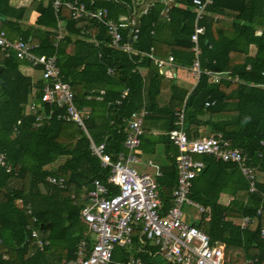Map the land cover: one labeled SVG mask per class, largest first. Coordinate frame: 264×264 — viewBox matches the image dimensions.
Masks as SVG:
<instances>
[{
    "label": "trees",
    "instance_id": "obj_1",
    "mask_svg": "<svg viewBox=\"0 0 264 264\" xmlns=\"http://www.w3.org/2000/svg\"><path fill=\"white\" fill-rule=\"evenodd\" d=\"M79 1L87 10L107 8L114 20L133 14L134 0ZM191 1L174 0L166 17L160 0H146L135 12L137 38L130 41L129 30L121 31V43H130L131 52L112 46L98 20L86 15L73 19L66 6L55 10L53 0L31 1L38 15L27 27L20 25L26 7L0 0V32L10 40L37 44L36 53H56L76 106L88 110L84 124L89 137L96 144L104 142L112 156L123 149L131 113L147 109L139 148L160 156L157 181L166 205L176 181L178 150L168 137L175 127L176 109L183 107L188 138L221 133L231 146L246 153L257 171L259 200L248 192V182L235 163L212 155H201L204 168L193 179L190 198L205 209L197 227L212 242L224 244L227 263L264 264V0H213L207 7L201 21L205 31L198 39L202 72L188 89L176 77L162 75L153 60L141 53L151 51L162 58L171 54L177 67L191 65L195 17ZM59 23L63 34L57 39ZM22 62L14 51L6 55L0 49V153L10 167L7 172L0 165V264H73L80 240L89 238L80 219L85 206L82 194L94 178L105 181L109 168L91 154L88 137L75 123L56 118L61 112L56 105L42 104L52 111V118L40 127L33 126L26 106L40 101L43 80L33 82L21 71ZM205 71L225 76L214 82ZM125 89L127 94L116 103ZM99 90L104 93L95 99ZM90 92L93 97L88 99ZM50 175L62 177L65 187L48 183ZM223 195L227 203L221 201ZM18 199L22 207L16 205ZM27 203L36 222L26 213ZM245 216L253 221L241 228L237 221ZM32 229L48 239L49 245L35 248ZM137 236L136 227L132 245L114 248L109 264L131 257L147 264H165L158 255L140 251ZM147 249L154 251L150 245Z\"/></svg>",
    "mask_w": 264,
    "mask_h": 264
},
{
    "label": "built area",
    "instance_id": "obj_2",
    "mask_svg": "<svg viewBox=\"0 0 264 264\" xmlns=\"http://www.w3.org/2000/svg\"><path fill=\"white\" fill-rule=\"evenodd\" d=\"M160 1L165 5L163 13L167 17L169 6L176 3L174 0ZM212 3L213 0L191 1V9L195 14L193 32L190 35L194 59L190 66L181 68L186 69L195 81L202 72L199 66L198 39L204 33L205 27L201 21L207 12V7ZM52 6L55 10L66 6L73 19L85 15L95 18L105 26L112 46L125 52L133 51L130 43H121V31L128 29L130 41L135 40L138 33L136 17L114 20L109 16L107 8L87 10L84 3L79 0H53ZM62 30L59 23L57 39L62 37ZM36 47L37 44L30 41L10 40L3 31L0 32V49L6 55L9 50L14 51L19 60L38 69L43 80L40 101L29 102L26 106V112L33 116V126L40 127L52 118V111L45 110L42 104L56 105L61 109L56 118L75 123L88 137L91 154L100 159L103 167L109 168L106 180L94 178L91 187L85 193L88 204L82 208L80 216L93 237L90 242L87 239L80 240L76 248L75 264L111 263L114 248H126L132 245L136 227L138 228L137 238L140 251L158 255L165 264H229L225 260L224 244L212 242L210 236L202 228L194 223L186 222L183 206H191L199 212L205 210L201 204L190 198L193 179L204 168L201 155H212L221 161L235 163L248 182V192L256 193L257 171L249 163L247 154L231 146L221 133L188 138L184 127L183 107L176 109L174 112L175 127L168 133L170 141L178 150L175 157L176 183L171 192L169 205H166L155 178L160 175V172L156 169L155 176H152L138 171L135 167V164L139 162L137 154L143 134L142 121L148 112L147 109L142 107L131 113L122 142L123 149L112 156L105 151L104 142L96 144L89 137L84 124L88 117V110L79 109L76 106L74 92L70 84L63 79L57 65L56 53L39 54L35 52ZM141 54L152 59L162 74L172 71L176 66L171 54L165 58L155 56L151 51ZM108 71L112 72L111 69ZM205 73L209 74L214 82H218L225 76L220 72L205 71ZM232 81H237V79L233 78ZM127 92V89L123 90L116 103H120ZM103 93V90H99L94 98L99 99ZM91 94L92 92L86 97L92 98ZM0 165L4 166L7 172L10 171V167L5 166L3 153H0ZM148 165L152 163L149 162ZM46 181L60 188L65 187L62 177L50 175L47 176ZM17 204L20 207L23 206L20 199L17 200ZM24 208L31 216L32 222H36L37 219L32 213L30 204H25ZM257 213L260 214L261 209H258ZM252 221V218L245 216L237 223L244 228ZM261 234L264 236V229L261 230ZM30 238L38 249H43L49 243L40 238L35 229L30 231ZM148 245L154 248L153 252L147 249ZM251 262V260L248 261V263ZM114 264L147 263L140 257H131L128 260H118Z\"/></svg>",
    "mask_w": 264,
    "mask_h": 264
},
{
    "label": "crops",
    "instance_id": "obj_3",
    "mask_svg": "<svg viewBox=\"0 0 264 264\" xmlns=\"http://www.w3.org/2000/svg\"><path fill=\"white\" fill-rule=\"evenodd\" d=\"M31 1L32 0H10V3H11V5H13V6H15V7H20V6H25L26 7V9H25V12H24V15H23V18H22V20L20 21V25L21 26H23V27H27V26H30V25H33L34 24V22H35V20H36V17H37V15H38V13L35 11V10H33V9H31V7H30V3H31ZM116 1V0H115ZM149 1H152V0H149ZM146 2V0H134V5H133V14L130 16V17H120L119 19H121V18H131L132 16L133 17H136L137 18V16H136V11H137V9H138V7H141L144 3ZM144 11V10H143ZM118 19V20H119ZM138 19V18H137ZM250 53L251 54H254L255 53V47L254 46H251L250 47ZM181 70V74H182V82L181 83H178V81H176L180 86H183V87H186V88H188V89H191L194 85H195V80L194 79H191L190 77H189V74H188V72H187V70L186 69H184V68H181V67H177V66H175L174 67V69L172 70V71H170V72H165L164 74H162V75H165V76H174V77H176V79H177V72L178 71H180ZM21 71L24 73V74H26V75H28V76H30L31 78H32V80H33V82H35V81H37V80H40V76L39 77H34V71H38L39 72V70L38 69H36V68H33V67H31L28 63H26L25 61H23L22 62V65H21ZM39 74H40V72H39ZM85 134V133H84ZM203 136H205V135H203ZM138 158H139V162L138 163H136L135 164V166H137L138 167V171H140V172H144V173H148V174H150V175H152V176H155V171H156V169L160 172V175L159 176H155V178H156V181H157V179L161 176V165H162V161L160 160V156H159V154H156V155H150V154H146V153H144V152H142V150L139 148V151H138ZM201 157V156H200ZM152 163V165H148V163ZM148 168H151L152 169V172L151 173H149V172H147V169ZM158 182V181H157ZM91 183H92V181H91ZM91 183H90V187H91ZM175 183H176V181H175ZM159 184V183H158ZM175 186V185H174ZM174 188V187H173ZM173 190V189H172ZM172 192V191H171ZM86 193V192H85ZM85 193H83L82 194V197L84 198V202H85V206L88 204V200H87V198L85 197ZM170 196H171V193H170ZM21 200V199H20ZM221 201H224L225 203H227V201H228V198L225 196V195H223L222 197H221ZM21 202H22V200H21ZM16 205L18 206V207H20V205L19 204H17V201H16ZM84 206V207H85ZM205 211V210H204ZM204 211L203 212H201V213H203L204 214ZM81 214V213H80ZM80 219H81V216H80ZM82 220V219H81ZM83 221V220H82ZM239 221V220H238ZM237 221V222H238ZM84 223V222H83ZM198 222H194V224L196 225ZM86 226H87V224L86 223H84ZM38 232V231H37ZM38 235H39V233H38ZM87 237H89V238H83V239H87L89 242L91 241V238L93 237V234L90 232V230H89V228H88V226H87ZM40 237V236H39ZM40 238H42V239H45V240H47L48 242H49V240L48 239H46V238H43V237H40ZM33 244V243H32ZM48 245H49V243H48ZM34 246V245H33ZM47 246V245H46ZM45 246V247H46ZM35 247V246H34ZM35 248H37V247H35ZM38 249V248H37ZM39 250H42V249H39ZM75 263H76V260H75ZM75 263H73V264H75ZM67 264H72V263H67Z\"/></svg>",
    "mask_w": 264,
    "mask_h": 264
},
{
    "label": "rangeland",
    "instance_id": "obj_4",
    "mask_svg": "<svg viewBox=\"0 0 264 264\" xmlns=\"http://www.w3.org/2000/svg\"><path fill=\"white\" fill-rule=\"evenodd\" d=\"M33 74H34V77H39L40 76V74H39L38 71H34ZM181 77H182V74H181V70H180V71L177 72V79H176V81H178V83H181L182 82V78ZM189 77L191 79H194V77L191 76L190 74H189ZM135 167L138 170V167L137 166H135ZM147 172L151 173L152 172V169L151 168H148L147 169ZM183 211L185 212V218H184V220L186 222H188V223L199 222V221L203 220V218H204V214L203 213L199 212L197 209H195V208H193L191 206H186V205L183 206Z\"/></svg>",
    "mask_w": 264,
    "mask_h": 264
},
{
    "label": "water",
    "instance_id": "obj_5",
    "mask_svg": "<svg viewBox=\"0 0 264 264\" xmlns=\"http://www.w3.org/2000/svg\"><path fill=\"white\" fill-rule=\"evenodd\" d=\"M2 69V67H0V70ZM252 197H254L256 200L260 199V195L256 192V193H252Z\"/></svg>",
    "mask_w": 264,
    "mask_h": 264
}]
</instances>
